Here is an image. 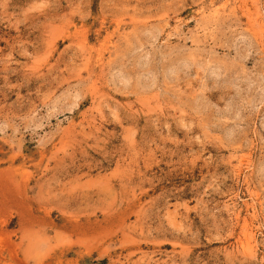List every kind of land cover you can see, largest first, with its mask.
Segmentation results:
<instances>
[{"label":"rangeland","instance_id":"rangeland-1","mask_svg":"<svg viewBox=\"0 0 264 264\" xmlns=\"http://www.w3.org/2000/svg\"><path fill=\"white\" fill-rule=\"evenodd\" d=\"M0 264H264V0H0Z\"/></svg>","mask_w":264,"mask_h":264}]
</instances>
